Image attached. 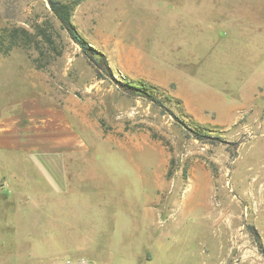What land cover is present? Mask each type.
Wrapping results in <instances>:
<instances>
[{
    "label": "rangeland",
    "instance_id": "obj_1",
    "mask_svg": "<svg viewBox=\"0 0 264 264\" xmlns=\"http://www.w3.org/2000/svg\"><path fill=\"white\" fill-rule=\"evenodd\" d=\"M51 1L0 0V118L88 150L0 149V264H264V0H54L89 54Z\"/></svg>",
    "mask_w": 264,
    "mask_h": 264
},
{
    "label": "crops",
    "instance_id": "obj_2",
    "mask_svg": "<svg viewBox=\"0 0 264 264\" xmlns=\"http://www.w3.org/2000/svg\"><path fill=\"white\" fill-rule=\"evenodd\" d=\"M0 149L75 156L88 146L66 108L28 99L19 111L0 118Z\"/></svg>",
    "mask_w": 264,
    "mask_h": 264
},
{
    "label": "trees",
    "instance_id": "obj_3",
    "mask_svg": "<svg viewBox=\"0 0 264 264\" xmlns=\"http://www.w3.org/2000/svg\"><path fill=\"white\" fill-rule=\"evenodd\" d=\"M52 9L57 14L60 19L61 25L69 33L70 37L82 48V50L89 54L92 50V46L86 41V39L80 34L76 26L72 22V11L73 6L71 4L62 3L60 1H51ZM24 33L27 37H30V34L27 30L24 29H14L8 33L9 39L17 44V39L19 38L20 33ZM132 89L140 92H144L141 87L129 85Z\"/></svg>",
    "mask_w": 264,
    "mask_h": 264
},
{
    "label": "water",
    "instance_id": "obj_4",
    "mask_svg": "<svg viewBox=\"0 0 264 264\" xmlns=\"http://www.w3.org/2000/svg\"><path fill=\"white\" fill-rule=\"evenodd\" d=\"M76 264H85V263H83V262H80V263H76Z\"/></svg>",
    "mask_w": 264,
    "mask_h": 264
}]
</instances>
